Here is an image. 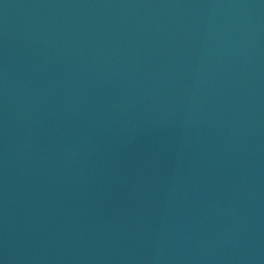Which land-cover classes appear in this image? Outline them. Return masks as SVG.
I'll list each match as a JSON object with an SVG mask.
<instances>
[{
	"label": "water",
	"instance_id": "obj_1",
	"mask_svg": "<svg viewBox=\"0 0 264 264\" xmlns=\"http://www.w3.org/2000/svg\"><path fill=\"white\" fill-rule=\"evenodd\" d=\"M0 264H264V0H0Z\"/></svg>",
	"mask_w": 264,
	"mask_h": 264
}]
</instances>
